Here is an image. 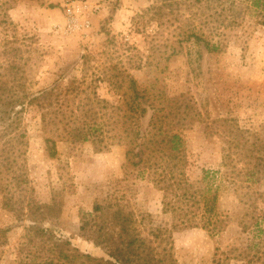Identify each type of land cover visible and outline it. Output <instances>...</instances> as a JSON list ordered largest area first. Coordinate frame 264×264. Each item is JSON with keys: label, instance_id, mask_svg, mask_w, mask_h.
<instances>
[{"label": "rangeland", "instance_id": "obj_1", "mask_svg": "<svg viewBox=\"0 0 264 264\" xmlns=\"http://www.w3.org/2000/svg\"><path fill=\"white\" fill-rule=\"evenodd\" d=\"M255 1L191 0L168 9L164 0H0V80L23 86L30 96L58 81L62 86L76 81L72 89L77 91L64 106L69 115L96 106L95 97L118 104L119 96L101 81L108 54L121 70L150 58V68L130 73L144 85L166 81L160 86L186 95L194 105L200 122L191 117L182 125L188 174L195 181L204 171L215 172L220 188L215 229H174L173 218L164 212V193L151 176L128 166L123 147L97 152L91 141L56 137L58 155L51 159L39 131L40 113L28 99L13 112L27 135L28 146L15 159L28 183L18 189L13 175H0V229L9 239L0 249V264H19L30 225L16 220L20 196L55 205L61 243L71 240L97 256L103 252L88 243L80 217L105 200L133 214L143 237L160 250L171 249L176 264H264V235L255 230L264 217V165L256 169L261 181L245 174V168L255 170L264 160L258 142L253 143L264 141V6L255 7ZM187 24H194L199 41H186L179 27ZM150 46L160 47L156 58ZM172 50L181 53L169 59ZM150 117L142 120L144 131ZM220 119L232 121L231 133L222 131Z\"/></svg>", "mask_w": 264, "mask_h": 264}, {"label": "trees", "instance_id": "obj_2", "mask_svg": "<svg viewBox=\"0 0 264 264\" xmlns=\"http://www.w3.org/2000/svg\"><path fill=\"white\" fill-rule=\"evenodd\" d=\"M188 1L191 0H164V3L168 9H175ZM202 1L194 0V3ZM254 5L262 7L264 0H256ZM188 27L190 29L185 30ZM192 27L187 24L179 28L183 30L182 35H186V41H199L200 37L193 30L196 29L194 24ZM159 48L150 46L148 51L155 57ZM206 48L211 52L218 51L215 46ZM181 51L172 50L167 57H176ZM89 54L83 56L84 65L89 62ZM106 57L109 66L101 81L119 96V102L111 104L95 97L92 100L96 106H100V110L89 105V109L82 108L80 113L77 110L71 111L69 115L64 112L70 95L77 91V88L72 89L76 81H69L66 86L58 81L30 96L25 93L23 86L12 85L9 80H0V126L4 127L0 130V175L4 172L13 175L18 189L28 183L20 169L22 166L16 160L18 155L24 154L22 149L28 146L27 135L24 129L21 130L18 118L15 119L17 113L13 112L18 106L24 108L30 101L40 113L39 131L42 132L46 152L51 159L58 155L56 137L72 143L91 141L97 152L107 146H121L125 149L128 166L135 168L139 175L151 176L150 181L164 193V212L173 218L174 229H196L199 226L208 231L215 229L220 192L215 183L217 176L215 172L204 171L201 178L194 181L188 174L189 154L182 125L191 117L200 122L201 118L194 105L187 101L186 95L177 96L163 85L160 86L162 81L155 79L144 85L130 73V70L141 72L150 68V58L145 62H136L130 70H121L119 64L114 62V56L108 54ZM149 113L151 117L148 128L144 131L142 120ZM216 123H221L222 131L232 132L230 119H220ZM236 130L240 139H245V132ZM21 131L22 134L19 133ZM257 142L259 146L256 145V148L262 154L264 141L255 138L253 143ZM263 165L264 160L262 164H255V170L245 168L248 179L261 181L256 169ZM26 199L20 196L15 202L16 220L30 222L22 237L19 264H176L172 250H160L153 245L154 242L143 237L133 214L119 203L97 201L91 212L81 214V231L89 238L88 243L93 244L95 250L103 252L97 256L89 250L82 251L71 240L61 243L64 236L55 224V205ZM263 223L264 217L255 224L259 235H264ZM159 233L162 235L163 232ZM8 244L7 231L0 229V249Z\"/></svg>", "mask_w": 264, "mask_h": 264}]
</instances>
